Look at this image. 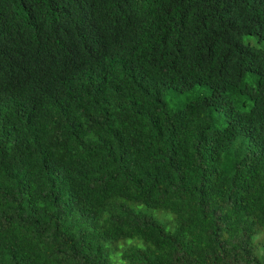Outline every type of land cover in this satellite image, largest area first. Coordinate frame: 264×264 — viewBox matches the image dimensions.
<instances>
[{"label": "trees", "instance_id": "16d2710c", "mask_svg": "<svg viewBox=\"0 0 264 264\" xmlns=\"http://www.w3.org/2000/svg\"><path fill=\"white\" fill-rule=\"evenodd\" d=\"M120 261L264 264V0H0V264Z\"/></svg>", "mask_w": 264, "mask_h": 264}, {"label": "rangeland", "instance_id": "374dc122", "mask_svg": "<svg viewBox=\"0 0 264 264\" xmlns=\"http://www.w3.org/2000/svg\"><path fill=\"white\" fill-rule=\"evenodd\" d=\"M194 94H196V92L192 90L190 93H186V94H184L185 97H183V99H181V98H180V99H181V100H187V99H190V97H191L192 95L194 96ZM165 101L168 103V105L171 104V100H170V96H169V94H166ZM131 242H132V240H130V239H127V240H120V241H118V243H114V245H116L118 248H122L124 245H129V244H131ZM111 254H112V253H111ZM113 256H114V254L111 255V262L114 261ZM118 264H122L121 261H120Z\"/></svg>", "mask_w": 264, "mask_h": 264}, {"label": "clouds", "instance_id": "9594fccd", "mask_svg": "<svg viewBox=\"0 0 264 264\" xmlns=\"http://www.w3.org/2000/svg\"><path fill=\"white\" fill-rule=\"evenodd\" d=\"M76 66L78 67V65L76 64Z\"/></svg>", "mask_w": 264, "mask_h": 264}]
</instances>
